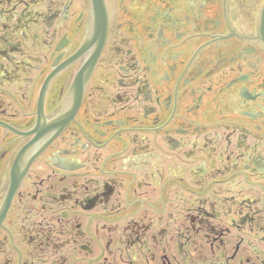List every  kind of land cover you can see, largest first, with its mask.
Instances as JSON below:
<instances>
[{
	"label": "flooded vegetation",
	"instance_id": "obj_1",
	"mask_svg": "<svg viewBox=\"0 0 264 264\" xmlns=\"http://www.w3.org/2000/svg\"><path fill=\"white\" fill-rule=\"evenodd\" d=\"M0 264H264V0H0Z\"/></svg>",
	"mask_w": 264,
	"mask_h": 264
}]
</instances>
